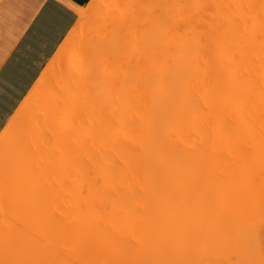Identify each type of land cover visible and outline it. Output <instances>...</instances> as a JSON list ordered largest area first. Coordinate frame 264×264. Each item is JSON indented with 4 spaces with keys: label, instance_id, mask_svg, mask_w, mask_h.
<instances>
[{
    "label": "bare ground",
    "instance_id": "1",
    "mask_svg": "<svg viewBox=\"0 0 264 264\" xmlns=\"http://www.w3.org/2000/svg\"><path fill=\"white\" fill-rule=\"evenodd\" d=\"M90 2L0 133V245L74 264L253 260L232 243L264 235L239 220L246 192L264 195V0H156L172 7L147 26L143 0Z\"/></svg>",
    "mask_w": 264,
    "mask_h": 264
},
{
    "label": "snow or ice",
    "instance_id": "2",
    "mask_svg": "<svg viewBox=\"0 0 264 264\" xmlns=\"http://www.w3.org/2000/svg\"><path fill=\"white\" fill-rule=\"evenodd\" d=\"M93 7L90 0H6L0 4V109L15 106L13 98L30 69L38 62L42 64L41 58L64 38L73 21L83 19ZM130 7L141 11L142 22L147 26L160 19L163 11L172 6L143 0ZM261 11L264 12V3ZM260 245L259 261L220 260L210 264H264V235ZM0 248L3 251L0 264H74L71 260L59 261L51 257L39 260L14 258L13 245L7 238Z\"/></svg>",
    "mask_w": 264,
    "mask_h": 264
},
{
    "label": "rangeland",
    "instance_id": "3",
    "mask_svg": "<svg viewBox=\"0 0 264 264\" xmlns=\"http://www.w3.org/2000/svg\"><path fill=\"white\" fill-rule=\"evenodd\" d=\"M47 65H48V64H46L45 67H47ZM129 99L132 100L131 98H129ZM130 100H128V99L121 100L120 102H118V104L120 103V106H121V103H122V105L124 104L123 106H128V105H129V107H132V106H133V101H130ZM130 102H132V103H130ZM253 189H254V190H253ZM260 190H261V189H259V192H258L257 189L252 188V190L250 189V191H251V192H250V193H251V196L248 194L249 190L246 192L247 194H245L247 197L244 196V197H246V199H247L248 201H251V202H252V206H253L254 209H255V208H258L257 205L259 206V208H261V206L264 207L263 204L261 205L262 200H263L262 197L264 196V195L262 196L263 193H262L261 191H263V190H261V191H260ZM256 192H257L258 194H257ZM253 193H254V194H253ZM261 193H262V194H261ZM252 195H253V196H252ZM254 195H255V196H254ZM249 196H250V198H249ZM259 196H260V197H259ZM261 196H262V197H261ZM260 198H261V201L258 202V201L260 200ZM237 199H239V198H237ZM253 199H254V200H253ZM237 201H238V200H237ZM243 201H244V200H243V198H242V200H239V202H235V203H237L235 207H236V208H238L237 206L240 207V206L242 205L241 203H243ZM248 201H247V202H248ZM253 201H254V202H253ZM244 202H246V201H244ZM247 202H246V203H247ZM251 202H250V205H247V204L245 205V203H244V207H245V206H247V207H248V206L251 207ZM239 203H240L241 205H238ZM248 203H249V202H248ZM256 203H257V205H256ZM260 205H261V206H260ZM242 208H243V207H242ZM245 208H246V207H245ZM250 209H251V211L253 210V211H252V212H253V215H248V214L251 213V211H250V212L248 211V210H250ZM254 209H252V207H251V208H248V209H247V208L245 209L246 211H248V213H246L248 216H247L246 214H243V213H245V210H243L244 212L240 211V212H242V214H243V216H240V218H239V220L242 221V222H241V225H242V223H244V224L246 223V226H248V225H247V222L250 221V225L253 226V227H256V226H254V225H255V221H257V219H260L259 222H258V225H261L262 223L264 224V211H263L264 209H263V210H262V209H261V210H259V209H258V210L255 209V210H254ZM240 210H241V208H240ZM256 210H257V211H256ZM238 211H239V209H238ZM255 211H256L257 215L254 213ZM258 211H262V214H260V212H258ZM258 213H259L260 215H258ZM245 216H247V217H246V218H247V221H246ZM260 217H261V218H260ZM262 217H263V220H262V222H261ZM244 218H245V219H244ZM251 219H254L255 221H254V220L251 221ZM243 220H244V221H243ZM240 221H239V222H240ZM260 222H261V223H260ZM251 223H254V224H251ZM263 224H262V225H263ZM235 225H236V227L240 226L239 223H236ZM242 226H243V225H242ZM242 226H241L240 228H242ZM246 226H245V227H246ZM251 226H250V227H251ZM245 227H243V229H244ZM253 227H252V228H253ZM238 228H239V227H238ZM262 228H263V227H262ZM262 228H261V229H262ZM243 229H242V230H243ZM256 229L260 230V229L257 228V227H256ZM263 229H264V228H263ZM263 229H262V231H263ZM240 230H241V229H239V231H240ZM244 230H246V229H244ZM252 230H254V229H252ZM252 230L250 231V229H249V231H250L251 233H253ZM239 231L237 232L238 235H239V234H242V235H239L238 237L242 240L243 237H241V236L244 235V234H243L244 232H243V233H242V232L239 233ZM246 231H247V230H246ZM250 232H249V233H250ZM254 232H255V231H254ZM251 233H250V234H251ZM257 233L259 234V233H261V232H260V231H257ZM246 234H247V232H246ZM246 234L244 235V236L246 237V238L244 237V240H245V239H248V240H245L246 243L244 242V240L240 241L241 243H244L245 245H246V244L248 245V246L246 245L247 247L245 246L246 248L243 249V250H241V248H240V246H239L240 243H238V245H237V242H238V240H240V239H239L237 236H236V237L238 238V240H237V238L235 239V237H233V240H234V239L236 240V244H235V242L232 243V247H234V248H232V249H233V254H234V255H235V254L237 255V253H238L239 255H241V253H243V254H244V253H245V254L248 253V254H246V255H241L240 258H242V257H251V255L253 254V257H255L254 259H255L256 261H258V260L260 259V254H258V252H257L258 249H256V248H257L256 245H255V246L253 245L255 242L258 243V242H257V241H258L257 239H259V237L257 236L258 234L254 235L255 237H258V238L256 239L257 241H255V240H254V241H251L252 239L247 238V236L250 235V234H248V235H246ZM261 234H262V233H261ZM259 235H260V234H259ZM234 236H235V235H234ZM249 237H250V238H253V239L255 238V237H251V235H250ZM260 237H261V236H260ZM172 239L176 242V243L173 244L174 246H175V245H179L180 242H182V241H181L182 238H172ZM233 240H232V241H233ZM259 240L261 241V239H259ZM247 241H249V242H247ZM171 242H172V241H171ZM197 242H198V241H197ZM172 243H173V242H172ZM249 243H250V244H249ZM259 243H260V242H259ZM230 244H231V243H230ZM173 245H172V246H173ZM198 245H199V244H198ZM198 245H195V246H196V249L198 248ZM240 245H241V244H240ZM249 245H250V246H249ZM257 245H258V244H257ZM200 246H201V245H200ZM165 247H170V248H172V247L169 246V245H166ZM178 247H179V246H178ZM242 247H244V246L242 245ZM259 247H261L260 244H259ZM199 248H200V247H199ZM201 248H202V247H201ZM201 248H200L199 250H201ZM203 248H204V247H203ZM203 248H202V250H203ZM165 249H166V248H165ZM167 249H168V248H167ZM167 249H166V251H165L164 248H163V249L160 251V252H161V256H162V255H165V254H168V253H169V254L172 253V254H173L172 256L174 257V260H176V259H179V258L183 255V254H182L181 256H180V254L178 255V253H176L175 249H174L175 253H173L171 250H169V249L167 250ZM191 249H192V250H190V251H191L193 254H196V253H197V254L199 255V251H198V252L196 251V253L194 252V250H196V249H194V246H193ZM247 249H249V250L247 251ZM250 249H251V250H250ZM259 249H260V248H259ZM252 250H253V251H252ZM203 251H204V250H203ZM249 251H250V252H249ZM251 251H252V252H251ZM201 252H202V251H201ZM251 253H252V254H251ZM233 254H232V256L235 257L236 255L234 256ZM190 256H191V255H189L188 257H190ZM182 257H183V256H182ZM233 257H232V258H233ZM185 258H186V256H185ZM236 258H237V256H236ZM238 258H239V256H238ZM238 258H237V260H239ZM192 259H196V258H192ZM243 259H244V258H242V260H243ZM245 259H248V258H245ZM254 259H253V260H254ZM234 260H236V259H234ZM240 260H241V259H240ZM233 262H234V261H233Z\"/></svg>",
    "mask_w": 264,
    "mask_h": 264
},
{
    "label": "crops",
    "instance_id": "4",
    "mask_svg": "<svg viewBox=\"0 0 264 264\" xmlns=\"http://www.w3.org/2000/svg\"><path fill=\"white\" fill-rule=\"evenodd\" d=\"M91 1V0H90ZM6 3V0H0V4ZM79 20V19H78ZM78 20L73 21L72 27L69 28L68 32L65 33L64 38L59 41V43H55L47 52V55L42 57L43 63H36L31 69L30 72L27 74V78L24 82L20 85V88L16 91V95L13 98V104L6 106V108L0 109V133L2 132L3 128L8 124L16 110L22 104L23 100L27 97L30 93L32 88L34 87L35 83L37 82L38 78L40 77L41 72L44 68H46V64H48L53 56L58 51L61 44L64 42L66 37L71 33V31L76 27Z\"/></svg>",
    "mask_w": 264,
    "mask_h": 264
}]
</instances>
